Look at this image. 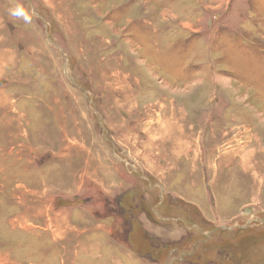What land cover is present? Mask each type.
Listing matches in <instances>:
<instances>
[{"label":"rangeland","instance_id":"374dc122","mask_svg":"<svg viewBox=\"0 0 264 264\" xmlns=\"http://www.w3.org/2000/svg\"><path fill=\"white\" fill-rule=\"evenodd\" d=\"M0 264H264V0H0Z\"/></svg>","mask_w":264,"mask_h":264},{"label":"clouds","instance_id":"9594fccd","mask_svg":"<svg viewBox=\"0 0 264 264\" xmlns=\"http://www.w3.org/2000/svg\"><path fill=\"white\" fill-rule=\"evenodd\" d=\"M11 14L14 15V16H21V15H23V13L22 12H19V11H13ZM25 19H27L26 16H25Z\"/></svg>","mask_w":264,"mask_h":264}]
</instances>
